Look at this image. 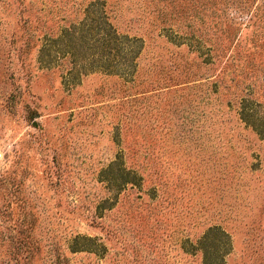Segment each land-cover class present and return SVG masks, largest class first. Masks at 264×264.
<instances>
[{
	"label": "rangeland",
	"instance_id": "obj_1",
	"mask_svg": "<svg viewBox=\"0 0 264 264\" xmlns=\"http://www.w3.org/2000/svg\"><path fill=\"white\" fill-rule=\"evenodd\" d=\"M102 10L143 41L130 81L72 80L57 53ZM243 97L264 112V0H0V264H202L183 246L212 226L226 264H264V138ZM120 155L142 180L118 191ZM78 234L105 256L71 251Z\"/></svg>",
	"mask_w": 264,
	"mask_h": 264
},
{
	"label": "trees",
	"instance_id": "obj_2",
	"mask_svg": "<svg viewBox=\"0 0 264 264\" xmlns=\"http://www.w3.org/2000/svg\"><path fill=\"white\" fill-rule=\"evenodd\" d=\"M92 16L86 22L80 23L76 30L70 32L65 29L55 39L61 48L57 53L69 56L73 64L68 70L69 78L74 80L76 77L95 72L132 80L137 70L138 56L143 49V41L138 37H129L117 32L103 10ZM239 115L264 138V112L253 106L246 97L241 98L239 102ZM104 171L110 175V184L116 182L114 184L118 191L128 183L138 185L142 180L136 171L125 167L122 155ZM70 244L73 252L86 251L100 257L107 253V246L97 236L78 234ZM183 247L186 252L199 251L202 264H226V257L232 251V241L225 230L212 226L207 228L195 243L187 240Z\"/></svg>",
	"mask_w": 264,
	"mask_h": 264
}]
</instances>
